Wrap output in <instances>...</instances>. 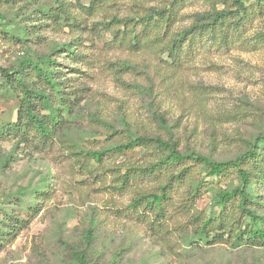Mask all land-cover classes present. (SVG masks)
Wrapping results in <instances>:
<instances>
[{
	"label": "rangeland",
	"instance_id": "374dc122",
	"mask_svg": "<svg viewBox=\"0 0 264 264\" xmlns=\"http://www.w3.org/2000/svg\"><path fill=\"white\" fill-rule=\"evenodd\" d=\"M230 1L15 0L0 7L7 15L0 26V67L12 70L26 57L47 55L56 62L66 92L80 97L69 96L77 103L71 123L52 144L35 149L12 135L0 140V213L11 212L23 221L20 230L0 241V264H77L76 252L85 253L90 264H264L260 249L190 244L195 217L215 212L213 191L234 189L229 180L206 177L200 166L193 169L198 175L192 180L203 179L212 188L186 201L185 192H196L199 185L190 187L187 181L179 187L172 210L181 206L188 211L168 213L178 217L169 221L167 232L152 233L117 211L138 191L157 186L146 178L123 190L118 176L164 157L155 147L118 155L116 147L129 139H158L183 155L227 162L264 135V13L245 24L239 39L227 45L198 43L178 63L160 46L113 42L107 29L149 11H170L174 3L171 29L180 32L213 13L235 14ZM47 6L59 16L75 15L80 26L47 20L42 13ZM11 18L14 24L8 23ZM23 25L28 26L25 42L18 34ZM65 45L79 55L77 63L65 49H57ZM15 120V101L1 97L0 126ZM70 145L75 147L69 150ZM105 149L110 152L99 165L85 166V154Z\"/></svg>",
	"mask_w": 264,
	"mask_h": 264
},
{
	"label": "trees",
	"instance_id": "16d2710c",
	"mask_svg": "<svg viewBox=\"0 0 264 264\" xmlns=\"http://www.w3.org/2000/svg\"><path fill=\"white\" fill-rule=\"evenodd\" d=\"M15 0H0V7L10 5ZM103 0H97L101 3ZM229 8L234 6L236 13L220 11L202 17L187 30L174 32L171 29L175 21L176 7L171 3L170 11L167 8L149 11L139 18L125 19L112 33L113 42L116 40L127 41L132 48L140 46H160L161 52L167 55L171 62L178 63L181 54H186L198 43L210 41L211 44L227 45L228 41H234L242 36L245 24L254 15L264 13V0H231L227 3ZM61 7V6H60ZM84 7V6H82ZM42 11L48 15L52 22L61 20L69 27L80 26L73 14L64 13V16L53 14L51 7H45ZM243 16L239 17L238 13ZM7 15L0 11V26L6 21ZM8 23L14 24L11 18ZM104 26V24H103ZM109 28H112L111 26ZM138 28V30H137ZM27 25L18 28V34H22L23 42L26 41ZM17 38V37H15ZM206 44V43H205ZM213 46V45H212ZM57 49H65L71 61L77 63L79 55L75 54L69 46ZM71 49V50H70ZM66 57V56H63ZM56 62L51 61L49 56L44 55L34 59L24 58L17 67L12 70L0 67V98H11L15 101L16 120L0 126V140L9 135L19 139L22 144H34L36 149L40 145L46 147L48 143L58 136L59 131L67 128L69 116L80 100L75 92L67 93L68 87L59 77L61 72L56 70ZM67 91V92H66ZM75 94L76 101L70 100L69 96ZM71 123V122H70ZM18 142V143H19ZM255 145L244 154L227 162H214L207 158L193 154L183 155L172 147L171 144L158 139L137 137L129 139L125 144L116 147L118 155L126 151H132L142 147H155L164 152L163 158H157L156 162L149 163L142 168L126 169L124 175L118 176L119 186L124 190L137 186V181L153 178L157 183L155 188L149 191L135 194L129 205L117 210L135 221L146 225L152 233L166 232L169 221L168 213L182 208L174 204V194L179 187L189 183L199 185L198 190L192 189L185 192V200L200 197L206 189L212 188V184H203V179L192 180L198 172L193 169L200 166L206 172V177H215L221 181L229 180L234 183L231 191L214 190L212 205L215 208L209 217L197 216L194 219L195 231L190 244L216 245L223 243L233 247L256 248L264 251V135L258 136ZM75 146H69L72 150ZM110 152L109 149L99 152H89L84 155L86 165L93 162L99 165L103 156ZM78 154L73 152L72 155ZM190 162L191 165L185 164ZM92 171L94 169H91ZM86 171V170H85ZM167 178L162 180L160 175ZM217 182V183H218ZM191 207H194L190 203ZM179 213V212H178ZM23 227V221L18 220L13 214L0 213V241L6 240L10 235ZM74 260L77 264H90L85 253L76 252Z\"/></svg>",
	"mask_w": 264,
	"mask_h": 264
}]
</instances>
